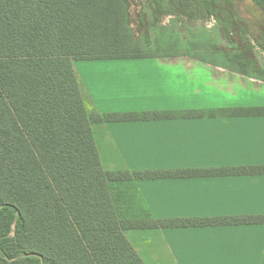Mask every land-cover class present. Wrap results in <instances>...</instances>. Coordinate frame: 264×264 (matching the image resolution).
Segmentation results:
<instances>
[{"label":"trees","instance_id":"obj_1","mask_svg":"<svg viewBox=\"0 0 264 264\" xmlns=\"http://www.w3.org/2000/svg\"><path fill=\"white\" fill-rule=\"evenodd\" d=\"M136 0H0V264H145L127 231L263 225L264 214L155 218L141 198L125 216L112 187L139 180L264 175V165L107 171L93 125L264 116L262 107L99 113L87 107L77 61L172 58L202 60L264 82V50L235 0H149L164 15L192 23L212 16L213 34L185 38L174 25L139 12ZM264 14V0H251ZM178 16V17H177ZM228 42L220 49L216 31ZM156 33V36L154 34ZM139 35V34H137ZM253 40V41H252Z\"/></svg>","mask_w":264,"mask_h":264},{"label":"crops","instance_id":"obj_2","mask_svg":"<svg viewBox=\"0 0 264 264\" xmlns=\"http://www.w3.org/2000/svg\"><path fill=\"white\" fill-rule=\"evenodd\" d=\"M187 57L193 60L183 63L184 70L196 61L230 71L200 56L197 60V55L77 61L74 65L92 108L102 114L264 106L207 107L193 104L194 98L187 94L182 105H159L163 94L169 100L174 91L168 81L171 65L162 59ZM96 125L124 163L107 171L264 165V116ZM134 187L155 218L264 214V175L139 180ZM128 232H134L131 239ZM125 235L145 264H264V224L136 230ZM147 237L151 239L145 241Z\"/></svg>","mask_w":264,"mask_h":264},{"label":"rangeland","instance_id":"obj_3","mask_svg":"<svg viewBox=\"0 0 264 264\" xmlns=\"http://www.w3.org/2000/svg\"><path fill=\"white\" fill-rule=\"evenodd\" d=\"M170 0H167L169 2ZM236 11L241 17V19L249 26L250 30L256 35L263 34L264 36V14L261 10L251 1V0H235ZM148 13L149 18L156 20L159 19V25H174L179 29L185 38L190 36V29L194 37L199 36L202 32L213 34L217 26V20L215 17L209 16L205 19L199 20L192 23L191 21H185L187 17L184 15H179L175 22L172 20L176 15H164L161 11L157 10V5L151 6L149 0H136L131 2L129 12L131 15L132 24L136 36L143 37L144 30L139 28V23L137 21V16L139 12L145 10ZM139 34V35H137ZM216 35L219 37V47L220 49H227L228 42L223 36L224 34L221 30L216 31ZM156 36V33L154 34ZM264 38V37H263ZM253 41V40H252ZM197 60H200L199 54L201 47L196 46ZM255 58L262 64H264V50L260 47H255L253 50ZM196 59V58H195ZM193 59L187 58H173V59H162L165 63H169L170 66V77L169 83L171 81V86L174 89L172 94H170V99H167V94H163V100L159 101V105H182L185 94L188 98L193 97V104L196 102L197 105H204L207 107H218V106H237L241 104L251 103H262L264 104V82L258 80L250 79L246 76L239 75L227 70H218L215 67H210L201 64L200 62H195L192 66L188 65L185 70L183 69V63L185 61H191ZM76 73L80 80V83L84 90V96L86 100L87 107L92 108V104L88 99L86 94V88L83 81L75 67ZM186 73V78L183 79L182 74ZM185 87V88H184ZM178 88L180 91L178 92ZM181 101V103H179ZM102 127V126H101ZM104 130V129H103ZM93 132L95 134L96 141H99V155L105 170H110L116 168L119 165H123L122 160L119 159L116 154L117 148L114 146L113 142H108L104 139V132L100 130L99 125H93ZM101 136L103 140H101ZM117 165V166H116ZM112 191L115 200L118 202L119 209L122 210L121 213L125 216L131 215L133 210H139L142 203L140 195H136L134 189L128 184L121 185L117 184L112 187ZM129 210V212L123 211ZM134 233V232H132ZM128 232L127 237L131 239L132 237ZM151 238H145L148 241ZM145 243L142 245L144 248ZM150 249V248H149ZM142 255L143 251L140 250ZM146 251H149L148 249Z\"/></svg>","mask_w":264,"mask_h":264}]
</instances>
